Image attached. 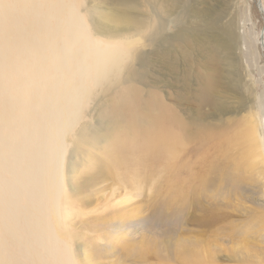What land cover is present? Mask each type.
<instances>
[{
	"label": "rangeland",
	"instance_id": "rangeland-1",
	"mask_svg": "<svg viewBox=\"0 0 264 264\" xmlns=\"http://www.w3.org/2000/svg\"><path fill=\"white\" fill-rule=\"evenodd\" d=\"M34 5L38 16L31 15ZM12 6L21 26L41 13L66 19L76 12L91 39L120 58L104 74L94 67L56 70L46 59L39 82L29 81L28 89L44 95L34 102L47 110L63 105L71 120L63 136L69 179L56 200L68 216L46 218L59 253L71 251L72 264H264V163L249 159L247 144L257 140L245 133L259 127L264 142L263 16L256 0ZM10 22L3 18L4 26ZM78 39L82 53L84 37ZM84 60L91 65L93 57ZM58 77L54 106L47 98ZM73 85L81 87L69 91ZM190 252L199 261L191 262ZM43 253L41 264H65Z\"/></svg>",
	"mask_w": 264,
	"mask_h": 264
},
{
	"label": "bare ground",
	"instance_id": "bare-ground-1",
	"mask_svg": "<svg viewBox=\"0 0 264 264\" xmlns=\"http://www.w3.org/2000/svg\"><path fill=\"white\" fill-rule=\"evenodd\" d=\"M14 1L0 0V7L4 9L3 15H0V264H41L43 252L54 262L60 259L65 264H72L74 257L71 251V254L66 250L59 253L56 244L58 239L46 221L51 213L57 219L61 213L64 219L68 216L65 205L59 207L56 200L64 187V181L69 179L68 176L65 177L64 170L63 136L66 128L71 125V120L62 114L63 105L56 107V110H47L44 108L45 102H34L32 98L36 96L35 99L38 100L37 95H44L28 89L29 81L39 82L40 77L35 79L41 62L46 59L51 60L52 67L56 70L68 71L75 66L77 70L83 71L84 68L94 67L104 74L109 65L117 64L120 58L115 52L107 50L108 45L102 48L96 44L95 39H91L86 27H83L81 17L72 8L75 12L72 17L64 19L50 12L48 16L41 13L40 18L33 20L29 26H21L20 19L10 9ZM30 12L33 16L39 15L35 5ZM27 13L29 14L28 10ZM50 16L56 17L55 29L50 26ZM5 17L11 21L6 26L3 25ZM33 23L38 24L37 29L31 28ZM58 27L63 30L60 36H57ZM76 31H79L80 37H84V42L80 43L84 47L82 53L76 46L79 43ZM88 43H93V47H89ZM88 55L93 57L91 65L84 60ZM16 59L20 61L19 64ZM73 59L76 61L73 62ZM92 68H88V71ZM83 76L80 77L84 78ZM60 79L58 77L55 80L57 83H52V87L48 86L53 91L47 99L54 106L57 105L55 101L58 95L55 84ZM78 87L81 85H73L68 90ZM23 93L30 98L20 100ZM258 128L256 131L251 128L245 132L246 136H253L257 140V144H247L249 159L253 164L264 163V142ZM23 199L25 203L21 204ZM64 203H68L67 194L64 195ZM194 253L190 252V256ZM196 254L192 255L194 257L191 262L199 261V254ZM249 258L246 256L245 260Z\"/></svg>",
	"mask_w": 264,
	"mask_h": 264
},
{
	"label": "water",
	"instance_id": "water-1",
	"mask_svg": "<svg viewBox=\"0 0 264 264\" xmlns=\"http://www.w3.org/2000/svg\"><path fill=\"white\" fill-rule=\"evenodd\" d=\"M256 5H257V8L260 11V13L263 14V16H264V9L262 7L261 0H256ZM259 37H260V39H259L260 46L264 51V18H263V25H262V29L260 31Z\"/></svg>",
	"mask_w": 264,
	"mask_h": 264
}]
</instances>
